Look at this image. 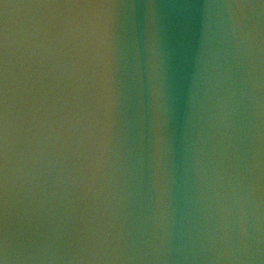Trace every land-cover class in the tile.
<instances>
[{
	"label": "water",
	"instance_id": "water-1",
	"mask_svg": "<svg viewBox=\"0 0 264 264\" xmlns=\"http://www.w3.org/2000/svg\"><path fill=\"white\" fill-rule=\"evenodd\" d=\"M7 24V264H264L258 0Z\"/></svg>",
	"mask_w": 264,
	"mask_h": 264
},
{
	"label": "snow or ice",
	"instance_id": "snow-or-ice-1",
	"mask_svg": "<svg viewBox=\"0 0 264 264\" xmlns=\"http://www.w3.org/2000/svg\"><path fill=\"white\" fill-rule=\"evenodd\" d=\"M115 0H0V264H7L4 254V228L7 211V65H8V24L7 9H91L109 7ZM243 0H237V4ZM264 6V0H258Z\"/></svg>",
	"mask_w": 264,
	"mask_h": 264
}]
</instances>
